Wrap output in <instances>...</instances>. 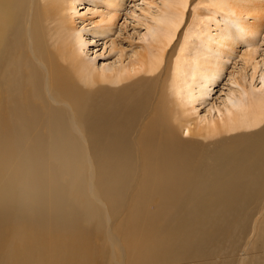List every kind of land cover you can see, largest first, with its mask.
I'll use <instances>...</instances> for the list:
<instances>
[{"label":"bare ground","instance_id":"obj_1","mask_svg":"<svg viewBox=\"0 0 264 264\" xmlns=\"http://www.w3.org/2000/svg\"><path fill=\"white\" fill-rule=\"evenodd\" d=\"M78 1L0 0V118L3 120L5 133L35 138L32 147L41 155L46 156V148L56 158L66 155L62 162L63 172L46 165L50 161V155L47 157L48 161L39 158L38 162H43L44 173L37 175L35 179H43L49 187L55 175L73 174L76 177L78 169L68 168L67 163L71 161L76 164L74 158H68L78 155L79 149L71 138L62 137L64 128L57 113L35 106L28 113L31 104L27 108L24 104L30 92V89L24 90V82L34 85V75L20 57L25 40H29L34 53L46 61L44 66L48 74L47 81L51 85L56 89L62 86L69 90L74 88L69 75L48 66L47 62L51 57H44L43 52L39 53L47 32L54 49L69 64L73 75L86 85L99 84L95 92L89 93L85 104L72 101L73 107L79 109L84 129L79 144L88 151L89 184L93 193L100 198L104 194L106 201L110 199L111 202L119 198L131 180L136 164L133 152L136 150L139 153L140 172L136 193L130 198L134 213L144 214L148 226L154 225L159 217L163 220L172 215L175 220L168 229L160 227L163 233L156 242L147 239L145 242L131 244L125 243L127 238L119 229L118 219L109 216L111 221L108 235L114 248L119 250L120 262L138 264L140 257L145 260L152 256L167 255L174 250L177 255L181 246H192L191 241L198 227L204 225L205 217L212 216L215 222L211 221L209 231L200 238V241L204 238L211 241L219 234L220 225L243 213L242 207L254 199L260 190L256 186L261 188L264 184V91L247 90V97L233 102L217 119L193 122L194 119L188 116L189 106L203 95L204 87L221 70L219 61L208 57L206 53L223 50L224 46L231 50L244 41L246 36L251 38L258 33L256 27L264 21V11L257 2L260 0H210L213 11L229 10L236 19H240L238 25L242 29L238 31L235 27L226 25L221 34L209 40L205 34V26L209 28L207 23L199 26L196 32L206 50H199L191 58L184 57L186 41L191 36L190 27L186 28L180 44L182 31L186 27L183 24L189 0L167 2L162 16L155 23L157 25L154 24L157 27L156 39L150 45L151 49L140 53L130 68H120L114 74L96 71L82 57V38L74 35L76 29L73 22L75 3ZM122 1L105 2L108 7L116 8ZM243 10L260 11L258 24L251 27L244 24L246 20L242 19ZM115 14L111 13L109 19ZM223 52L227 55L226 50ZM247 56L248 61L253 58L251 54ZM88 92L80 90L79 96L84 98ZM151 92L158 95L155 109L142 122L134 143L130 144L128 133L141 115L143 100ZM97 98L98 101L93 103ZM180 130H186L191 137H181ZM217 136L219 138L214 140V146L207 151L202 146L201 139ZM4 151L12 152L11 149ZM11 169V163L6 159L0 169V232L13 222V215L16 220L21 221L22 229L40 218L39 215L36 218L23 211V207L35 208L38 203L36 197L39 195L34 193L35 186L31 187V182L14 179ZM208 175L213 177V182L206 181ZM15 181L20 182L16 184ZM26 189L31 191L30 202H26L22 196ZM200 190L207 192L202 193ZM154 195L176 207L159 208L156 210L159 213L157 215L143 213ZM188 200L194 203L189 210L185 205ZM65 203V199L57 195L52 206L44 210H48L49 215L53 213L50 210L56 208H60V212H67ZM229 212L234 215H229ZM45 218L48 217H42ZM31 239L37 241L38 233ZM44 243L41 248L36 242L16 244L13 252H16V257L20 260L11 263L38 264L36 261L40 260H33L35 257L49 251L55 254L60 250L59 246H56L57 249L54 247L55 250H46ZM70 249H65L67 253L62 254L63 258L71 256L74 249ZM45 256L47 260L48 257L46 254Z\"/></svg>","mask_w":264,"mask_h":264},{"label":"rangeland","instance_id":"obj_2","mask_svg":"<svg viewBox=\"0 0 264 264\" xmlns=\"http://www.w3.org/2000/svg\"><path fill=\"white\" fill-rule=\"evenodd\" d=\"M105 1L79 0L75 3L73 22L76 32L74 35L76 37L80 35L82 38V57L89 65L91 64L90 66L98 72L114 74L120 68L121 70L130 68L132 63L137 61L140 53L151 49L156 39L155 28L157 27L154 24L162 16L165 4L171 0H123L122 4L116 8L108 7ZM257 2L261 4L264 11V0ZM211 6L210 0H189L183 24L186 27L182 31L180 41L181 44L187 31L186 28L190 27L191 36L186 41L184 57L191 58L199 50H206L196 32L199 26L205 23L209 26V28L205 26L207 30L205 34L209 40H213L221 34L222 28L226 25L241 31L242 28L238 25L240 19H236V16L229 10L213 11ZM111 13L116 14L109 19L108 16ZM242 14V19L246 20L244 24L251 27L253 24H258V16L261 12L243 10ZM259 25L256 27L258 31L256 35L251 38L246 36L245 40L238 43L233 49L228 50L227 46H224L223 50L227 51V55L224 54L223 50L206 53L208 57L219 61L221 70L213 77V81L204 87L203 95H200L193 104H190L188 116L194 119L193 122L219 118L233 102L247 97V90L264 91V21ZM40 52L45 54L44 57H51L47 62L48 66L69 75L74 88L69 90L62 86L56 89L51 85L47 81L48 74L44 66L46 61L40 59L34 53L30 41L25 40L22 43L20 57L34 75V85H27L24 82V90L30 89L24 100L25 108L31 104L28 113L34 106L57 113L64 128L62 137L71 138L79 149L78 155L68 158V160L74 158L76 164L68 161L67 167H75L78 172L75 173L76 177L73 174L55 175L53 180L56 182L51 181L49 187L43 179H35L37 175L44 173L42 171L43 162H38L39 158L46 161L50 155V161L46 162V165H51L52 169L63 172L61 171L62 162L66 155L56 158L49 153L47 148L44 152L46 156L36 153L32 147L35 138L32 139L30 135L22 137L16 134H6L4 126H2L3 120L0 118V169L5 160L8 159L12 166L11 173H13L14 179L31 182L30 186H35L34 193L39 195L36 197L38 203H34L35 208L23 207V211L25 214L31 213L36 218L38 215L40 217L38 222H31L28 227L26 224L25 229H22L21 221L16 220V216L13 215L15 219L11 221L16 220L15 224L10 222V225L8 224L0 232V264H12V261L20 260L16 257V252H13L16 244L25 245L36 242L37 246L41 248L45 241L44 248L46 250H55L56 246H59L58 249L60 250L56 251V255L49 251L40 257H35L33 260L36 261L37 258L40 260L36 261L38 264H45L46 262H48L47 264H122L119 250L114 248L109 238V223L111 221L109 216L112 219H118L119 229L127 238L125 243L131 244L145 242L147 239L156 242V239L160 238L163 233L160 227L168 229L175 220L172 215L164 217L163 220L159 217L154 225L148 226L144 214L134 213L130 198L136 193L135 189L138 186L137 180L140 172L139 153L136 150L133 152L136 160L133 174L128 187L119 197L120 199L116 198L114 202H111L110 199L106 201L104 194L103 198H100L93 193L89 184L88 151L79 144L84 135V129L79 117V109L73 107L72 101L85 104L88 101L89 93L95 92L99 84L97 86H95L96 84L86 85L74 76L69 64L54 49L47 32H45ZM247 54L253 55L250 61H248L249 56ZM131 72L134 73V71ZM80 90L89 92L84 98H81L79 96ZM157 97L158 95L151 92L143 100L141 115L127 136L130 144L134 143L142 122L154 111ZM97 101L98 98L93 103ZM179 135L183 138L185 136L186 138L191 137L186 130H180ZM35 137L40 138V136ZM218 138L219 136L206 140L201 139L203 141L201 142L202 146L208 151V148L214 146V140ZM5 149H11L12 152L6 153ZM213 175L215 176L214 173ZM215 177L222 180L219 176ZM206 181L213 182V177L210 178L208 175ZM15 182L17 184L20 181ZM256 188L260 189L258 194L254 199L245 203L242 207L243 213L236 215L235 219H231L228 223L220 225L219 234L213 237L211 241L207 238L200 241V238L209 231L211 221H214L212 216L204 218L205 223L198 227L196 235L192 238L190 248L181 246L177 250L180 251L177 255L175 254L176 250H174L167 255L152 256L145 260L140 257L138 264H264V184L261 188L259 186ZM27 190H24L22 196L26 202H30L32 195L31 191ZM200 191L202 193L207 192ZM57 195L65 199L68 210L67 212H60L61 209L56 208L50 210L53 213L49 215V211L44 209L52 206L51 203L56 200ZM171 199L176 200V198ZM193 204L192 200L185 203L188 210ZM175 207V204L154 195L143 213L157 215L159 213L156 210L159 208L173 209ZM228 214L234 215L231 212ZM44 216L48 218L42 219ZM40 220L41 222H39ZM35 223H37L36 226H34ZM76 224L80 226H75ZM35 233H38V240L32 241L31 238ZM65 249H74L75 251L73 250L71 256L63 258L62 254L67 253ZM190 251L191 253H189ZM50 253L53 254L52 257ZM45 254L48 257L47 260ZM59 254L60 256H57Z\"/></svg>","mask_w":264,"mask_h":264}]
</instances>
